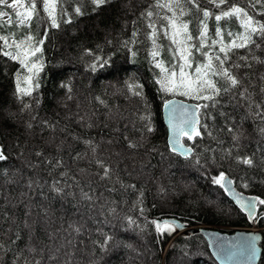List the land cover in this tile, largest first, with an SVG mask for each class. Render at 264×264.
<instances>
[{
	"label": "trees",
	"instance_id": "16d2710c",
	"mask_svg": "<svg viewBox=\"0 0 264 264\" xmlns=\"http://www.w3.org/2000/svg\"><path fill=\"white\" fill-rule=\"evenodd\" d=\"M24 2L27 4V0ZM230 2L249 8L250 14L264 23V16L258 14L264 8L253 9L254 0ZM199 3L214 14L220 12L208 0ZM151 5L154 0H110L94 9L91 0H60L59 27L51 26L39 3V14L26 26L0 21V36L10 37V43L31 36L27 43L41 48V52L29 56L27 67L3 55L4 50L15 53V47L0 49V142L8 157L0 162V242L5 243L0 264L55 263V258L29 249V232L23 227L29 203L43 207L41 214L49 206L55 220L66 227L73 219L88 220L85 235L84 230L79 233L85 249L76 252L70 264H173L176 257L191 264H217L202 234L185 231L173 238L176 227L171 233L157 231L153 221L168 218L189 226L222 227L228 232L254 225L264 228V205L259 203L258 215L251 221L224 189L212 182L223 172L233 178L240 191L264 200V133L260 131L264 121L238 103L235 93L222 95L210 109L215 117L207 122L211 135L201 128V137L185 139L194 150L189 158L170 150L162 117L164 101L173 96L196 103L205 101L165 93L157 83L167 74L162 69L171 70L173 64L182 61L170 35H163L167 21L161 17L171 16V12L152 8L158 13L151 21L158 31L150 35V21L142 13ZM77 7L82 15L75 14ZM182 7V16L176 9L179 20L188 24L189 34L198 37L202 13L186 0H182ZM3 10L13 21L18 20L11 9ZM207 24L210 43L218 39L217 22L209 18ZM219 26L225 31V43L232 39L227 32H243L235 18L222 20ZM40 40L43 43L37 45ZM196 42L194 39L190 43ZM153 51L158 52L155 58ZM192 51L193 68L187 69L189 72L206 63V58ZM212 51H218V46ZM231 56V63L241 65L233 72L242 87L254 100H264L260 91L264 88V44L235 50ZM242 56L248 57L250 67L244 65ZM93 57H102L108 63L92 71L89 65ZM157 62L162 67H156ZM32 63L36 67L29 71ZM129 83L139 85L142 96L129 92ZM28 91L30 95L24 94ZM229 127L237 130L238 140L233 139ZM244 157H251L253 164L240 163ZM50 160H59L61 165L52 167ZM97 160L110 167V180L97 175L101 172ZM187 175L195 180L186 181ZM17 180L35 181L37 186H25V194L18 196L23 184ZM56 181L64 194L53 192ZM81 190L92 196V201L82 199ZM129 217L134 224L128 223ZM36 234L34 243L38 245L50 239L42 229ZM105 234L113 239L107 251H102Z\"/></svg>",
	"mask_w": 264,
	"mask_h": 264
},
{
	"label": "snow or ice",
	"instance_id": "6c2138e0",
	"mask_svg": "<svg viewBox=\"0 0 264 264\" xmlns=\"http://www.w3.org/2000/svg\"><path fill=\"white\" fill-rule=\"evenodd\" d=\"M59 2L60 0H27V4H25L24 0H0V21H5V23L8 24H17V26H26L31 23V20L35 15L39 14V3L42 6V10L47 13L48 18L51 21V26L59 27L57 18L62 14L57 11ZM109 2L110 0H91L94 9H99ZM186 2L202 13L203 19L200 21L201 29L199 31V36L195 38L189 34L188 24L180 21L179 16L176 14V9L180 10L181 16L185 14L182 7V0H154V5L147 7L142 15L150 21L148 24V28L151 30L150 35L155 36L158 29L156 24L151 21L153 16L158 15V13L154 12L152 8L167 9L168 12L172 13L171 16L161 17L162 20L167 21V23L163 25V35L166 37L170 35L172 43L177 45L175 51L178 53V58L182 63L173 64L171 70L162 69L167 73L162 80L157 81V83L162 84V91L172 95L190 97L197 101H205V103H197L195 111L189 112L186 108L183 109L179 118L173 117V122L171 124V130L174 137V139L170 141V143L173 144L171 150L185 158H189L192 149L185 148L181 144V137H187L188 140H193L194 137H201L202 133L198 130L197 126L203 128L207 134L211 135V132L208 131L209 125L207 122L209 120H214L215 117L210 109L219 103L218 98L224 94L235 93L234 98L237 99L238 103L246 105L254 117L264 121V100L259 102L254 100L252 93H250L247 88L242 87L241 80L233 72L234 68H239L241 65L231 63V53H234L235 50L245 48L250 50L253 47H260L261 44H264V23L256 20L255 17L250 14L249 8L238 6L236 3L230 2V0H208L211 6L220 9L219 14H214L207 9L201 8L199 0H186ZM256 6L264 8V0H254L252 8L254 9ZM4 8L11 9L18 20L13 21L11 15L3 10ZM21 8H23L24 11H20L19 9ZM74 12L76 15L83 14L79 7L75 8ZM258 14L264 16V12H259ZM209 18H213L217 22L215 37L218 39H211V42L207 43L209 39L207 20ZM232 18L239 21L243 28V32H227L226 35L232 39L230 42L225 43V31L219 26V22L222 20L227 21ZM32 39L33 37L28 36L26 41L17 42L13 40L10 43V37L0 36V41L3 42L2 45H0V49L15 47V53L4 50L3 55L11 56L13 59L20 60L21 64L27 67L28 65L26 62L28 61L29 56H35L36 53L41 52L39 46L33 47L30 43H27ZM194 39L197 42L190 43ZM42 43L43 40H40L37 42V45ZM217 46L218 51L213 52L212 49L217 48ZM206 48L208 51L204 50ZM193 49L196 52H199L202 57L206 58V63L198 64L192 72H189L187 69L193 68L191 62ZM151 55L155 58L158 55V52L153 51ZM173 59H177L176 55L173 56ZM93 60L94 62L89 65L92 71H96L98 67L103 68L108 63V61L102 57H93ZM241 60L244 61L245 66L250 67L247 63V56H242ZM261 62L264 63V61ZM35 67L36 64L32 63L28 70L32 71ZM156 67H162L161 62H157ZM36 87H38V85H36ZM127 89L133 95L142 96L140 86L135 83L127 84ZM260 91L261 94L264 95V88ZM24 94L30 95L31 92L28 91ZM172 104L173 101L171 100H166L164 102L165 107H169ZM173 111H175V109H173ZM146 130L151 131V128L147 127ZM227 130L230 133H233L234 140L239 139V133L236 129L229 127ZM260 131L261 133H264V128H261ZM129 147H135V145L129 144ZM36 155L39 156L40 153H36ZM7 159L8 157L4 154L3 149L0 148V162L6 161ZM239 162L244 165L253 164L251 157L241 158ZM48 164L52 167H59L61 161L50 160L48 161ZM96 164L101 170L100 173H97L99 178L101 180H110V167L102 160H97ZM61 175L66 176L67 173H61ZM225 180V174L221 172L218 176L213 178L212 182L224 188L225 184L222 182ZM59 184V181L54 182L52 189L57 195L64 194V190ZM81 196L82 199L86 201H92L93 199L92 196L83 190H81ZM259 203L264 205V200H259ZM251 207L252 205L250 203L249 208ZM128 223L134 224L135 221L129 217ZM153 223L159 232L171 233L172 231H175V226L167 221H153ZM75 230L79 231L78 228ZM112 239L113 237L105 234L104 241L100 245L102 251H107L108 245ZM246 247L251 248L252 246L246 245ZM4 248L5 243L0 242V251ZM25 264H27V261H25Z\"/></svg>",
	"mask_w": 264,
	"mask_h": 264
},
{
	"label": "water",
	"instance_id": "95a60500",
	"mask_svg": "<svg viewBox=\"0 0 264 264\" xmlns=\"http://www.w3.org/2000/svg\"><path fill=\"white\" fill-rule=\"evenodd\" d=\"M167 100L173 101V104L169 107H165L163 103L162 117L167 129V141L171 150L173 144L170 143V141L174 139L171 130L173 117L179 118L185 108L189 112L195 111L197 103L177 96ZM173 109H175V111H173ZM197 127L200 131L201 128L199 126ZM185 138L187 137L182 136L180 142L185 148L192 149L190 153V155H192L194 152L193 147L185 142ZM0 148L3 149L1 142ZM225 177L226 180L222 183L225 184L224 189L228 197L237 207L248 215L249 219L252 220L258 212L259 197L239 191L234 184V180L229 175H225ZM250 203L252 205L251 208H249ZM162 221L174 224L179 233L191 231L203 234L208 242L211 255L218 264H261L263 252V247L260 244L263 240V233L261 230L237 229L234 232H227L215 226H201L199 228L189 227V225L175 218H168L161 220V222ZM246 245H251L252 247L248 248Z\"/></svg>",
	"mask_w": 264,
	"mask_h": 264
},
{
	"label": "rangeland",
	"instance_id": "374dc122",
	"mask_svg": "<svg viewBox=\"0 0 264 264\" xmlns=\"http://www.w3.org/2000/svg\"><path fill=\"white\" fill-rule=\"evenodd\" d=\"M184 179L188 182H191L195 180V177H192V175L189 177V175H187L184 176ZM16 183L23 184L21 185V188L17 190L18 196L25 194V190H24L25 186L28 187L37 186L34 185L36 183L35 181L28 183L27 182L20 183L17 180ZM13 194H16V192ZM42 208L43 207L41 206L38 207V204L35 203H29L25 207L23 227L26 229L27 232H29L28 233L29 237L27 239L29 249L31 250V252H34L35 254H37L38 251H40L42 253V256L48 255L50 258L51 257L55 258L54 264H56L57 262L59 263L61 262V264H70V261L76 259V252L85 249V244L82 239L83 237L79 233H81L84 230L82 235H85V231L88 230V224H87L88 220L86 221V218L78 219V220L73 219L68 225V227H66L61 223V221L55 220V215L51 213L52 210L49 206H47V209L43 211L44 212V214L42 213L43 215L41 214V212H39L41 211L40 209ZM64 213L66 214V212ZM77 228L79 229V231L75 230ZM253 228L257 229V226ZM38 229H42L44 233L49 234L50 239L48 240V242L47 241L42 242L41 245L34 243V240L38 239V235L36 234ZM69 233L71 234L69 235ZM180 234L181 233L177 232L173 238H175ZM131 250H134L135 251L134 253H136V249H134V247H132ZM151 254L152 256L154 255L153 252H151ZM135 260H137L136 261L137 263L138 261H140L139 259L136 258ZM173 264H191V262L187 260L185 261L181 257H176V259H174Z\"/></svg>",
	"mask_w": 264,
	"mask_h": 264
}]
</instances>
